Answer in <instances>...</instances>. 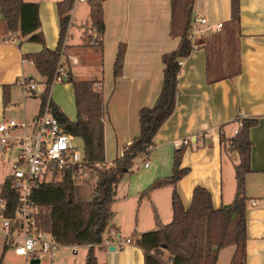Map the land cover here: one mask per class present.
I'll return each mask as SVG.
<instances>
[{"label":"crops","instance_id":"obj_1","mask_svg":"<svg viewBox=\"0 0 264 264\" xmlns=\"http://www.w3.org/2000/svg\"><path fill=\"white\" fill-rule=\"evenodd\" d=\"M63 1L26 0L39 6L45 45L20 36L7 41L10 35L4 32L0 16V122L3 119L32 122L40 114L42 98L28 93L18 82L23 77L37 80L40 76L33 55L41 53L44 47L53 51L58 48L61 35L58 4ZM92 2L102 3L103 35L92 27ZM194 12L208 20L209 30L184 60L176 108L153 140L150 166L144 167L141 155L134 171L117 186L116 200L111 206L113 216L105 234L110 246L97 248L98 264H145L144 252L136 245L138 236L173 221V187L145 197L143 193L156 180L172 175L177 141H190L189 146L181 148L184 150L181 169L188 173L175 188L183 207L186 210L191 207L197 188L210 193L215 210L233 203L238 154L225 148L222 136L226 140L235 137L238 118L258 121L250 132L252 172L246 177L245 187L246 264H264V0H240L239 22L233 20L232 0H196ZM69 15L65 60L75 79L102 83L106 104L105 165H111L139 136L140 111L154 107L157 102L164 78L163 56L179 48L180 39L171 36L172 0H74ZM219 24H223L222 29L215 31L214 26ZM70 39L72 46L67 44ZM121 47L125 49L123 70L115 78ZM37 81L43 82L41 77ZM54 88L52 102L75 121L72 85L60 86L57 91ZM69 89L74 112L68 111L60 94ZM118 238L131 239L133 244L121 247ZM5 246L6 243L4 249ZM77 249L85 250L87 256L89 247H76L75 256L79 255ZM4 255L5 252L1 261ZM65 257L55 263L61 264ZM85 261L83 257L76 264Z\"/></svg>","mask_w":264,"mask_h":264},{"label":"trees","instance_id":"obj_2","mask_svg":"<svg viewBox=\"0 0 264 264\" xmlns=\"http://www.w3.org/2000/svg\"><path fill=\"white\" fill-rule=\"evenodd\" d=\"M196 0H172L171 36L180 39L179 48L162 58L164 78L157 102L152 108L140 111V134L124 149L123 156L111 165H105L104 116L106 104L101 82L78 81L72 74L66 83L74 90L77 118L71 121L58 106L51 102L53 113L62 123L66 133L84 141V158L96 176L91 192L88 184L74 185L70 178L60 183H43L33 195L38 208L37 222L40 229L49 234L64 247H89L85 264H98L96 250L102 247L105 234L112 220L111 206L116 200V189L127 174L134 171L135 162L143 155L146 146H153V140L162 126L171 118L176 108L180 61L186 60L195 49L189 37ZM74 0L58 4L61 35L58 48L53 51L44 47L32 61L43 80L46 93L51 91L61 50L68 32L70 12ZM91 24L103 35L104 11L101 2H92ZM233 20L239 22L240 0H232ZM0 16L7 41L18 36L30 42L45 45L40 31L39 6L26 0H0ZM102 48V43L99 44ZM125 49H119L115 63V78L122 75ZM47 101L42 99V106ZM242 123L238 135L231 140L222 136L225 148L236 152L239 164L235 166L237 189L231 205L215 210L210 193L197 188L191 207H183L176 191L177 183L188 173L181 169L184 150H177L172 175L156 180L143 193H150L173 187V221L168 225L159 224L156 231L138 236L136 245L145 256V264H218L220 254L228 248L234 249L230 264H246L247 252V204L245 195L246 177L251 170L253 143L250 132L257 120L238 118ZM3 194L10 201L9 183L2 186ZM8 250L5 246L4 252ZM3 264V261H0Z\"/></svg>","mask_w":264,"mask_h":264},{"label":"built area","instance_id":"obj_3","mask_svg":"<svg viewBox=\"0 0 264 264\" xmlns=\"http://www.w3.org/2000/svg\"><path fill=\"white\" fill-rule=\"evenodd\" d=\"M87 0H75L86 2ZM70 24V23H69ZM208 20L198 13L194 14L190 30V39L194 48L198 40L205 37L209 30ZM223 24L214 26L220 31ZM66 40L61 50L51 91L57 84L66 83L70 73L66 57ZM92 44H95L93 41ZM73 63H76L74 61ZM184 60L179 66L182 71ZM181 74V73H180ZM18 84L28 93L47 99L40 114L32 121L3 119L0 122V153L9 155L11 171L7 176L10 201L0 194V233L6 239V246L14 254L22 257L26 264L41 256L56 259L62 245L49 234L43 232L37 222L38 208L34 204L35 190L43 183H60L70 178L74 185H81L90 180L94 172L88 167L84 150L76 145L77 137L65 132L64 127L51 108V91L47 94L43 82L21 78ZM242 123H238L234 135H238ZM189 140L174 143L176 150L189 146ZM153 146H146L143 156L144 167L150 166ZM253 206L256 202H252ZM121 247L132 245L131 239L120 240ZM102 246H110L105 239ZM76 250V247H72Z\"/></svg>","mask_w":264,"mask_h":264},{"label":"rangeland","instance_id":"obj_4","mask_svg":"<svg viewBox=\"0 0 264 264\" xmlns=\"http://www.w3.org/2000/svg\"><path fill=\"white\" fill-rule=\"evenodd\" d=\"M194 14H195V12H194ZM67 44L72 46V39H70ZM81 45L84 46L83 41L81 42ZM36 77H38V76H36ZM39 77L36 79L38 80ZM76 80L80 81L79 79H76ZM66 84H68V83L57 84L55 86L54 90L57 91V89L60 86H64ZM60 94L62 95L64 102H66L68 105V108H67L68 111H70V109H72V111L74 112L75 111V104H72V100H70V98H71L70 89L66 90V92L65 91L60 92ZM75 143L81 150L85 149L84 141L81 138H77ZM11 161L12 160H10L9 155H1V153H0V194L2 191V186L6 182L8 174H10ZM237 161L239 162L238 155H237ZM86 183L88 184L89 192H91L92 189L95 187V184H96V176H94V174H92V177L90 178V180L86 181ZM5 241H6V239H5L4 235L2 233H0V261L2 260V256L4 254V243H6ZM77 251H79V255L75 256L73 254V249L62 246V248L60 249V253L56 259H50L48 257L41 256L40 257V260H41L40 264H56L55 262L61 261V259L63 258L64 255H66V257H65V260L61 264H76L77 261H79V260L82 261L83 257H86V251L85 250H81V249L78 250L77 249ZM233 253H234L233 248H228V249L223 250L221 252V256H220L221 258H220L219 264L229 263V261H231V256ZM68 255L72 256L71 260H69ZM3 264H26V262L22 257L16 256L11 248H8V250L5 252V255H4ZM28 264H31V263L29 262Z\"/></svg>","mask_w":264,"mask_h":264},{"label":"water","instance_id":"obj_5","mask_svg":"<svg viewBox=\"0 0 264 264\" xmlns=\"http://www.w3.org/2000/svg\"><path fill=\"white\" fill-rule=\"evenodd\" d=\"M30 263L31 264H40L41 260L40 259L32 260Z\"/></svg>","mask_w":264,"mask_h":264}]
</instances>
